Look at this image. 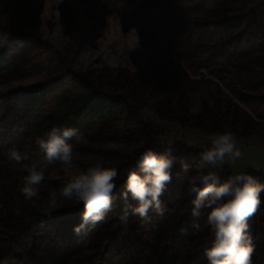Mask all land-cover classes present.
<instances>
[{"label": "rangeland", "instance_id": "obj_1", "mask_svg": "<svg viewBox=\"0 0 264 264\" xmlns=\"http://www.w3.org/2000/svg\"><path fill=\"white\" fill-rule=\"evenodd\" d=\"M4 24L13 34L1 45L13 65L44 69L25 78L0 74V264H208L203 247L211 241V209L193 216L194 194L187 192L199 153L210 146L207 137L234 128L247 139L238 140L241 159L213 169L221 182L246 172L264 183V0H0ZM20 33L34 38L23 40ZM60 74L79 75L128 104L93 131L104 141L71 142L80 170L101 159L122 174L135 166L137 153H164L175 141L172 154L188 169L174 165L162 215L150 209V222L123 224L115 208L120 188L108 222L87 240L33 221L44 215L49 191L62 186L63 172L50 168L40 199L24 200L18 185L25 173L7 154L17 149L35 158L38 147L30 117L17 101L1 97L46 85L53 107L70 88L58 82ZM128 201L136 204L130 195ZM249 235L256 245L253 264H264V204L249 220Z\"/></svg>", "mask_w": 264, "mask_h": 264}, {"label": "clouds", "instance_id": "obj_2", "mask_svg": "<svg viewBox=\"0 0 264 264\" xmlns=\"http://www.w3.org/2000/svg\"><path fill=\"white\" fill-rule=\"evenodd\" d=\"M72 140L85 142L77 128L53 125L34 138L38 147L35 158L17 149H10L7 155L13 166L25 173L18 191L26 202L40 199L46 174L50 168L59 166L64 176L62 186L49 191L42 211L50 215L69 202L82 203L81 222L73 229L77 236L108 222L109 213L113 212L117 181L124 176L126 182L121 198L127 202L130 195L136 204L126 203L121 220L127 221L130 208L134 216L147 221L150 209L161 215L166 210L161 196L172 182L174 165L181 162L183 170L188 169L186 163L172 154L171 146L175 141L169 140L164 153L148 148L139 155L135 166L124 169L122 174L115 167L105 166L101 159L94 160L82 171L74 160ZM207 140L210 146L199 153L195 175L189 178L187 190L189 196L194 194L191 200L193 216L198 217L202 209H211L206 221L211 241L203 247L205 258L208 264H253L256 245L249 235V220L264 204L261 198L264 183L246 172H234L221 182L213 169L235 164L243 153L236 134L231 131L213 133ZM192 226L200 230L197 221H193Z\"/></svg>", "mask_w": 264, "mask_h": 264}, {"label": "trees", "instance_id": "obj_3", "mask_svg": "<svg viewBox=\"0 0 264 264\" xmlns=\"http://www.w3.org/2000/svg\"><path fill=\"white\" fill-rule=\"evenodd\" d=\"M6 33L13 34V31L7 24H4L0 27V74L8 73L13 78H25L41 72L44 69V66L41 64L30 63L26 67H15L13 65V62L7 56L6 47L1 45L2 38ZM17 37L23 40L34 38L25 33H20ZM57 80L60 84L67 87L70 86V88L65 89L54 103L53 107H49L47 104L46 99L49 90L46 85L21 88L18 91L2 96L1 99H11L18 102L23 112L31 119V134L35 137L42 135L44 131L48 130L53 125H61L64 127L77 128L85 142L97 143L104 141L103 137L94 136L93 131L101 121L118 116L122 113L124 107L128 106L124 96L105 92L103 89L94 86L89 80L76 74H72L70 78H67L64 74H60ZM237 99L241 105L250 109L246 100L241 98ZM228 131L235 133L237 136L234 128ZM237 138L241 142H246L247 140L241 136H237ZM73 141L74 140L70 141V143ZM140 154L141 153H137L134 156L135 164ZM81 170H86V167H83ZM125 182L126 177L122 183H117L115 191L120 188H125ZM126 203L135 206L129 201L125 202L121 197L117 199L115 208L120 219L125 212ZM83 211L84 206L81 203L65 212H55L50 215L44 214L33 221L37 223L46 222L54 225L63 236H74L80 240H87L95 232L97 226L95 228H89L86 233L80 236L75 235L73 231L74 226L80 224L81 213ZM154 216L155 212H149V219L147 221H141L139 217L131 213L129 208L127 221H121L126 225L133 221L146 223L150 222ZM23 264L26 263L23 262Z\"/></svg>", "mask_w": 264, "mask_h": 264}]
</instances>
